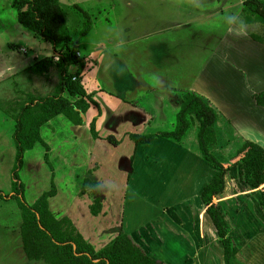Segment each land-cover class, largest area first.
Segmentation results:
<instances>
[{
  "label": "rangeland",
  "instance_id": "rangeland-1",
  "mask_svg": "<svg viewBox=\"0 0 264 264\" xmlns=\"http://www.w3.org/2000/svg\"><path fill=\"white\" fill-rule=\"evenodd\" d=\"M60 2L68 31L76 40V46L72 43L70 49L57 47L55 50L50 42L19 23L17 10L12 5L13 0H0V264H46L44 260L27 259L21 237V210L17 198L12 196V172L16 161L13 138L16 115L29 103L30 95H52L60 83L61 70L57 65H52L43 76L27 69L39 61L37 56L41 59L50 58L54 63H58L63 56L68 57L73 61L70 71L74 74L79 65L74 61L82 60L88 63V55H91V52H99L101 48L110 50L114 59L126 57L129 60L140 57L138 52H129L130 55L125 56L120 49H113L120 41L125 47L127 41L139 39L137 35H148V39L151 38L154 44L162 42V38L176 44L177 39L182 37L180 59L172 61V68L175 69L172 70L173 73H169L175 78L176 84L181 83L182 89L196 90L205 96L203 91L213 92L219 98L222 107L220 110L231 109L239 116H242L244 109L251 104L250 97L246 94L239 95L237 91L235 85L239 75L226 70V66L222 65L219 59L212 60V52L216 50L215 42L220 43L222 37L224 42L219 48L223 49L232 37L225 36L220 31L228 27L227 23L231 17L236 24L253 26L259 33L264 31L259 22H245L243 8H238L239 14H228L225 6L236 0ZM222 8L224 12L221 11ZM84 12L91 17L92 28L82 35ZM196 18L203 19L201 21L205 24L204 29L205 26L218 29L217 40L194 39L189 32L178 28L182 26V22ZM179 30L182 32L179 33ZM12 44L17 47L14 48ZM74 46V55L71 56L70 50ZM23 58H34L35 61L22 68ZM109 59L105 62L108 63L112 74H118L121 70L118 63L115 61L110 64ZM177 68H181L182 72ZM112 74L105 68L84 73L87 88L93 87L100 91L97 106L101 108L102 105L107 114L105 123L99 130L101 138L93 139L90 124L87 129L76 132L70 127L72 125L65 115H58L42 126L41 136L48 147L37 143L33 149L28 150L19 172L20 181L25 184L26 202L34 203L43 192L51 188L53 172L46 160L48 156V161L55 169L56 187L61 190L60 196L49 200L51 211L58 219L70 218L97 251L112 241L119 232H130L138 240L140 238L150 255L163 258L167 257L169 252H174L173 247L178 245L175 238L177 235L182 237V258H178L180 262L177 264H183L186 250L192 257L191 261L193 259L196 262L198 259L199 264H224L222 244L201 201V192L209 169L200 153L195 128L191 129L181 142L159 141L156 144L157 150L161 152L158 158L152 147L138 148L130 136H126V128L131 127L129 123L125 122L123 127L114 126L113 130H109L113 120L111 114L118 108L127 107L126 102L120 101L118 92L112 85ZM142 75L141 79L148 84L161 80L158 71L142 72ZM73 80H77V77ZM109 91L116 94L112 95ZM143 91L139 89L138 95H142ZM158 92L160 89L155 93L154 99L144 102V105L155 116V120L159 113L160 120L149 126L144 123L138 130L140 133L172 128L174 119L171 116L178 107L173 100L176 96L164 101L165 95ZM65 95L69 97L68 91ZM129 97L135 98L131 95ZM144 105L140 104L142 107ZM97 106L91 109L98 114ZM149 118L148 114V120ZM174 118L176 119V113ZM229 126L228 121H225L223 127L217 130L219 143L214 152L222 159L231 157L244 142ZM110 135L116 138L117 145L106 140ZM127 154L131 159L133 157L131 167L123 165L116 168V159H123ZM153 155L157 159L152 162ZM232 169L228 170L226 176V189L217 196L216 202L225 215L228 234L239 246L235 264H264V209L260 204L261 189L240 178L239 164L232 166ZM148 178L155 182L149 181ZM87 179L101 181L100 192L93 190L95 197L96 194H104L105 199L102 203V213L98 216L90 214L88 208L93 202V197H90L92 190L81 194ZM101 184H105L104 187ZM167 215L171 222L168 221ZM178 224L182 226V231L176 226ZM166 242H172L173 247L166 245Z\"/></svg>",
  "mask_w": 264,
  "mask_h": 264
},
{
  "label": "trees",
  "instance_id": "trees-1",
  "mask_svg": "<svg viewBox=\"0 0 264 264\" xmlns=\"http://www.w3.org/2000/svg\"><path fill=\"white\" fill-rule=\"evenodd\" d=\"M17 10V19L25 28L40 35L50 42L54 49L68 48L76 40L68 31L67 20L60 0H13ZM242 15L246 23L259 22L264 27V0H243ZM92 28L91 17L84 12V26L81 34H87ZM251 37L264 45V31L261 34L252 33ZM75 40V41H74ZM14 48L16 44H12ZM71 48L70 55H74ZM58 63L50 58H43L31 65L28 70L39 75H46L52 65L60 68V83L52 95L46 97L29 96L26 103L16 115V128L13 138L16 146V161L12 172V193L19 203L22 215L21 237L23 250L28 260H44L46 264H169L149 254L146 247L133 233L119 232L101 250H96L70 218L58 219L50 209L49 200L57 195L55 169L52 168L51 188L43 192L32 204L25 200V184L20 181L19 172L24 164V155L37 143L48 145L41 136V128L58 115H65L74 125L84 123V115L92 106L98 103L93 95L87 93L82 84V73L85 64L82 60L74 74L70 71L73 61L63 56ZM77 77V80L73 78ZM180 99V108L176 114V122L171 129L156 132L131 133L130 138L136 146L153 143L158 138L181 142L187 133L197 126V142L203 159L209 165L210 174L201 192V200L205 212L211 219L218 234L223 249L224 264H235L239 246L235 239L228 234L225 215L216 197L226 189L228 170L240 165V178L261 189L260 204L264 209V148L252 141H244L228 159L220 158L214 148L218 144L216 123L220 117L217 107L202 94L191 89H170ZM68 91L69 97L65 95ZM257 105L264 107V91L254 94ZM140 106L139 100L132 101ZM131 102V103H132ZM99 114L101 109L99 106ZM150 125V124H149ZM148 125V126H149ZM93 139L101 136L97 130V117L90 122ZM117 145L113 135L106 138ZM133 161V157H132ZM86 187L81 194L88 190L93 202L89 205L90 212L98 216L102 213V200L95 197L93 190L99 191L97 180H86ZM142 239V238H141ZM144 241V240H143ZM145 242V241H144Z\"/></svg>",
  "mask_w": 264,
  "mask_h": 264
},
{
  "label": "crops",
  "instance_id": "crops-1",
  "mask_svg": "<svg viewBox=\"0 0 264 264\" xmlns=\"http://www.w3.org/2000/svg\"><path fill=\"white\" fill-rule=\"evenodd\" d=\"M238 8L240 9L243 8V0H236V2H232L230 5L227 4L225 6L226 11L228 10V14L231 16H233L234 12L236 14H239ZM232 9H235V10H232ZM215 11L218 12L219 10L215 9ZM221 11L224 12L225 11L224 8H222ZM201 20L203 21L202 18L186 20L185 22H182V26H178V28H182L183 31L189 32V34L191 35V38H194V39L199 38L203 41H209L211 39L217 40V37L219 34L218 29L213 28L212 26H208V27L205 26V29H204L203 25L205 24ZM227 24H228V27L220 31L223 32L225 36H232V37L229 39L228 43H225V47L223 49L219 48V45L224 42V39L222 40V37H221L220 43H218L217 41L215 42L216 50L212 52V60L219 59L222 65L226 66V70H228L232 74L237 73L239 75V78H237L238 82H236V85H235L238 88L237 91L239 92V95L246 94L248 97H250L251 104L247 106L246 109H244L242 116H239L235 114V112L231 109H227V110L225 109L223 111L220 110L221 105L218 101L219 98L213 92L211 93L210 91H203V93L206 94V96L203 94L202 95L208 98L213 104H215L217 109L219 108L221 115L216 123V130H218L219 127H223L224 122L228 121V123L230 124L229 126L230 129L232 128L234 131H236V133L239 136H241L244 141H247V140L252 141L264 147V107L257 105L253 97L255 93L264 91V45L255 41L251 37L252 33H257V34H261V33L255 31V28H253V26L249 27L245 24H241V25L236 24L233 17L229 19V22ZM178 32L181 33L182 30H179ZM137 36L139 39H132L131 41L130 40L127 41L128 43L125 45V47H124L123 42L120 41L117 43V45L116 44L114 45L113 49H116V48L120 49V51L123 52L125 56L126 55L129 56L130 55L129 52H138L140 54V57L139 56L133 57L132 59L130 58L129 60L126 57L125 59H120L117 57H115L114 59V56L111 54L112 52H110V50L106 48H101L99 52H91L92 54L88 55L87 60H89V62L87 63L85 61L84 63L85 68L82 73V78H83L82 84L85 90L87 91V93L92 94L94 100L98 102V100H100V97H99L100 91L93 89V87H91V89L87 88V83H86V80L84 79V73H87L88 70L101 71L102 69L105 68V70L107 69V72H110L112 74V70L108 67V63H106L105 61L110 58L109 59L110 64L111 63L113 64L115 61L116 63H118L121 70L118 72V74L113 72L112 74L113 77L111 78V80H113L112 85L115 87V90H117L116 92H118L117 95L120 101L126 102L125 105L127 107L120 108V109L118 108L116 112L111 114L113 117L112 118L113 120L111 121V124L109 125V128H110L109 130H113L114 126L115 128L123 127L125 122L126 124L129 123L131 127L128 126V128H126L127 129L125 132L126 136H130L131 133H140L138 130H140V128L143 127L144 123H147V126H148L149 124L151 125V123L153 124L154 122L156 123L159 122L160 117H161L160 114L158 113L159 116L157 115V118L155 120V116L151 114L148 108L145 107L144 105V102H149L150 99L151 100L154 99L156 95L155 93L159 91V89H160V92H163V94L165 95L164 101L170 100L172 99V97L174 98L176 96V99H173V100L176 101V104L178 107L173 113V116H171V118L173 117L174 119L172 127L174 126L176 122V119L174 118V114L175 113L177 114L180 108V103H181L179 97L175 95L170 89L171 88L182 89V84L181 83L176 84L175 78L172 77L169 73L170 72L173 73L172 70L175 69V68H172L174 64L172 61H174V59H180L181 52H182V37H179V39H177L176 44L175 43L172 44L170 40H166L165 38H162V42L159 41L157 44H154L151 42V38L148 39L149 38L148 35H142V36L137 35ZM55 53L57 54V52ZM37 57H38V60L41 59L40 56H37ZM25 61L26 63H24ZM34 61H35L34 58L33 59L23 58L22 68L27 67L28 64L31 65L32 63H34ZM148 65L150 67H148ZM177 69H179L180 72H182L181 68H177ZM157 71L158 73H160V76H161L160 82H157L155 84H151V83L148 84L147 81H144L143 79H141L142 72L157 73ZM239 87L241 88V91H239ZM139 89L144 90L143 94L140 96L138 95ZM110 93L113 95V93L115 92L111 91ZM130 95L134 96L135 98L130 99L129 97ZM135 100H139L140 104L144 105L143 108H145V110L133 105L132 101H135ZM93 107L95 106H92L91 108ZM91 108L86 113V115H84V123L82 125H74L73 123L70 122V124L72 125L70 127H72L76 132H81L85 130V128L87 129L91 120L96 115L97 130L99 131L101 129L102 124L105 123V119L107 115L106 111L104 108H102V105L100 108L101 109L100 114H99V111L97 114L95 110H92ZM148 114L150 115L149 120H148ZM193 128H195L197 132V126ZM99 135L102 136L100 131H99ZM161 140L169 141L170 139L158 138L153 143L146 144V145H139L137 147L138 148L141 146L146 147V148L152 147L154 153L158 155L156 156L158 158L160 157L159 155L161 152L157 150L156 144ZM218 143H219V138H218ZM152 157H153L152 162L153 160L157 159L154 155ZM123 159H120V158L116 159V162H115L116 168H119L123 165H125V167L127 166V168L131 167L130 166L131 163L133 164L131 156L127 154L125 155ZM122 161H123V164H122ZM207 166L209 169L208 164ZM231 169L232 167L229 169V171ZM209 174H210V170H209L208 175ZM91 177H94V176H91ZM148 179L151 182H155V180H153L152 178H148ZM104 185L105 184L103 185L101 184L102 187H104ZM60 194H61V190L58 188V193L55 197L60 196ZM96 197H100L102 200V203L105 200L104 194H96ZM89 211H90V208H89ZM90 214L92 213L90 212ZM164 215L166 217V214ZM167 218H169L168 215H167ZM168 221L171 222L170 218L168 219ZM210 222H211V219H210ZM176 226L178 227L179 231H182L181 225L178 224ZM102 232L104 233L105 231L102 230ZM175 234H178V233H175ZM175 236H176L175 238L177 239L178 245L176 244V246L173 247L172 242L171 243L166 242V245L174 248V252L173 251L169 252L167 257L157 258V259L164 260L168 262L169 264H177L180 262L178 258L180 259L182 258V237H179L177 235ZM163 244L165 245V242H163ZM173 245H175V243ZM221 252L223 253V249ZM183 256H185L183 264H199L198 259L196 260V262H194L193 259L191 261L192 257L191 255H189V252L187 250ZM187 258H189V260H185ZM180 264H182V262Z\"/></svg>",
  "mask_w": 264,
  "mask_h": 264
}]
</instances>
